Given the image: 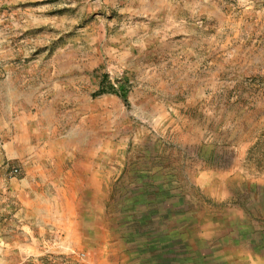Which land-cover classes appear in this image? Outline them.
<instances>
[{
	"label": "rangeland",
	"instance_id": "1",
	"mask_svg": "<svg viewBox=\"0 0 264 264\" xmlns=\"http://www.w3.org/2000/svg\"><path fill=\"white\" fill-rule=\"evenodd\" d=\"M0 264H264V0H0Z\"/></svg>",
	"mask_w": 264,
	"mask_h": 264
},
{
	"label": "trees",
	"instance_id": "2",
	"mask_svg": "<svg viewBox=\"0 0 264 264\" xmlns=\"http://www.w3.org/2000/svg\"><path fill=\"white\" fill-rule=\"evenodd\" d=\"M110 89H111L112 91H116V88L113 87V86H112Z\"/></svg>",
	"mask_w": 264,
	"mask_h": 264
}]
</instances>
